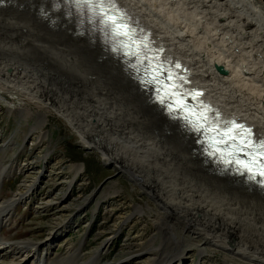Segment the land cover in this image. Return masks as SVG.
<instances>
[{
	"label": "bare ground",
	"instance_id": "6f19581e",
	"mask_svg": "<svg viewBox=\"0 0 264 264\" xmlns=\"http://www.w3.org/2000/svg\"><path fill=\"white\" fill-rule=\"evenodd\" d=\"M116 2L219 112L264 134V0ZM105 44L62 1L0 0V99L9 97V108L35 118L32 131L58 114L84 147L152 198L159 227L179 224L182 242L194 241L202 254L220 249L234 264H264V189L215 168L187 127L149 100ZM45 138L40 134L32 145ZM14 150L8 164L0 162V185L13 174ZM35 163H24L19 171L26 178L11 196L0 197V228L39 184L38 174L29 172ZM83 169L73 166L75 177ZM60 224L41 243L0 233V264H75L79 251L70 248L48 262ZM178 252L180 259L184 248ZM98 256L84 264H97Z\"/></svg>",
	"mask_w": 264,
	"mask_h": 264
},
{
	"label": "rangeland",
	"instance_id": "374dc122",
	"mask_svg": "<svg viewBox=\"0 0 264 264\" xmlns=\"http://www.w3.org/2000/svg\"><path fill=\"white\" fill-rule=\"evenodd\" d=\"M6 98L0 99V162L8 164L17 152L14 149L19 151L13 174L0 185V197H9L18 189L26 178L19 169L30 160L36 163L29 172L38 174L39 184L27 200L17 204L11 224L2 225V236L41 243L60 221L48 249L51 263L67 256L69 248L79 251L75 264L91 262L97 251V264H156L157 259L177 258L184 248L179 259L183 264H234L220 249L202 254L194 241L182 242L179 224L159 227L151 211L152 198L126 174L105 163L98 152L84 147L58 114H50L41 128L32 131L35 118H24L18 109L9 108L10 98ZM42 133L46 138L32 145ZM6 143L10 147L4 151ZM82 164L83 171L75 177L73 166ZM54 196L58 198L55 205L48 206Z\"/></svg>",
	"mask_w": 264,
	"mask_h": 264
},
{
	"label": "snow or ice",
	"instance_id": "6c2138e0",
	"mask_svg": "<svg viewBox=\"0 0 264 264\" xmlns=\"http://www.w3.org/2000/svg\"><path fill=\"white\" fill-rule=\"evenodd\" d=\"M74 6L86 8L94 20H97L104 29L107 30L111 41L119 49H127L126 54L133 55L140 64L144 63L140 59L141 53L148 49L147 37L142 30L138 31L130 23V18L118 5L116 0H69ZM53 9L58 4L52 3ZM41 13L45 12L43 5ZM144 59H149L145 54ZM155 57L149 59L146 69L151 74L152 83L157 84V99L161 104L170 101L167 106L169 114L180 111L184 113V119L191 123L195 131H206L208 142L213 149V155L219 154L222 158L227 156L226 163L237 166L241 174H247L250 180H257L264 185V138H254L252 129L236 120L209 121L208 113L212 111L203 102H199L196 108H190L186 102V97L191 96L198 100L202 95L200 92L185 93L183 88L184 77L175 74L173 69H164L161 63H154ZM181 68L179 63H175L174 69ZM166 77L161 79L164 72ZM162 93V94H161ZM240 154H243V158Z\"/></svg>",
	"mask_w": 264,
	"mask_h": 264
},
{
	"label": "water",
	"instance_id": "95a60500",
	"mask_svg": "<svg viewBox=\"0 0 264 264\" xmlns=\"http://www.w3.org/2000/svg\"><path fill=\"white\" fill-rule=\"evenodd\" d=\"M126 60H130L132 59V56L131 55H128L126 56ZM215 68L218 70V71H221V72H224V68L221 66V65H215ZM199 147V146H198ZM200 149V148H199ZM168 259L164 262V264H177V260L178 258H173V257H167ZM179 263H181L183 261V259L180 261L178 260Z\"/></svg>",
	"mask_w": 264,
	"mask_h": 264
}]
</instances>
